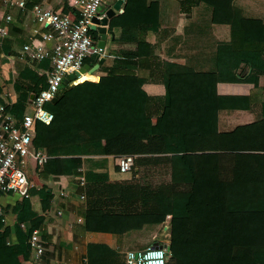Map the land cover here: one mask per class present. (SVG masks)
Instances as JSON below:
<instances>
[{"label":"trees","instance_id":"16d2710c","mask_svg":"<svg viewBox=\"0 0 264 264\" xmlns=\"http://www.w3.org/2000/svg\"><path fill=\"white\" fill-rule=\"evenodd\" d=\"M36 1L25 0L24 8L16 6L19 20L29 15ZM164 1L124 0L122 9L109 20L110 27L119 25L121 28L119 37L112 38L110 42L112 63L109 66L100 64L93 72L118 79H84L76 84L63 83L61 91L45 104V108L53 113V118L47 124L52 133L48 138L36 134L34 144L48 148L103 139L107 154L132 155L144 169L150 170L149 162L156 158L154 163L162 166L155 170L158 178L167 174L174 182H196V173L178 150V136L187 131H217L216 113H213V121L204 120L201 123V120V126L193 123L194 120H187L194 115L192 113L197 111L200 103L202 87L198 81L204 73L163 59L155 52V45L145 39L149 30L157 31L160 27ZM176 1L186 11L190 10L192 3L197 2ZM105 9L106 6L102 10ZM230 22L231 40L238 46L233 49L232 42L219 43L218 51L227 45L235 61L232 66L235 68L244 63L250 68L248 74L247 70L237 71V79H247L257 72L264 75V23L245 17L237 7L233 8ZM0 52L18 54L20 47L14 39L5 37L2 38ZM4 54L2 56L6 58ZM91 55L89 60H94L96 53ZM14 63L17 75L10 81L16 99L11 102V112L18 122L29 101L26 83L35 84L48 73L51 65L48 59L33 62L16 59ZM145 82L163 83L165 94L162 97L148 94L142 87ZM62 96L66 99L63 104ZM0 101L7 102L9 97L0 94ZM83 116L91 121L87 128L80 122ZM154 116H158L155 121L157 132L152 130ZM219 135L221 138V132ZM46 162L54 164V158L47 157ZM67 162L72 169L77 164L70 157L62 158L63 172L70 174ZM73 178L77 194L85 193L83 205L75 207L76 214L83 221L72 224L74 237L88 232L122 234L153 224L165 227L170 214L171 238L168 247L165 246L164 264H264V199H248L244 192L246 189L232 187L230 181L223 179L221 172L219 179L224 184L217 187L221 188V201L194 200L193 195L202 187H197V190L193 186L190 191L174 192L170 183L161 180L157 184H146L123 178L85 181L81 184L79 178ZM43 187L31 188V195L39 192L45 194ZM214 188L207 185L204 189L209 192ZM29 199L22 197L13 207L16 214L15 235L24 259L31 253L27 239L35 228L32 217L38 218L35 212H29ZM194 213L204 215L202 221L205 229L188 232L186 225L190 219H194ZM3 216L2 210L0 228L4 223ZM4 244L0 234V264L5 262L1 254ZM85 248L84 264H127L124 251L107 242L91 240L86 242ZM7 264L22 263L10 260Z\"/></svg>","mask_w":264,"mask_h":264},{"label":"crops","instance_id":"0c3cea01","mask_svg":"<svg viewBox=\"0 0 264 264\" xmlns=\"http://www.w3.org/2000/svg\"><path fill=\"white\" fill-rule=\"evenodd\" d=\"M37 1L53 7H58L61 3V0ZM115 1L106 0V9ZM123 3L124 0L116 13L122 9ZM163 5L160 27L157 31L149 30L145 39L155 45V52L163 59L183 64L195 72L204 73L198 81L199 86L202 87L200 103L197 105L196 114L192 113L194 115L190 117L193 119L187 120H194L193 123L201 126V120V123L204 120L213 121V113H216L217 131H187L178 136V150L184 154V159L197 175L196 182H182L183 191H190L193 186L202 187L199 188L200 192L193 195L194 200L221 201V188H217L224 184L219 179L221 172L223 179L230 181L232 187L238 189L244 187L248 199L249 197L264 199V75L257 72L247 79H237V71L247 70L248 74L250 68L244 63H240L239 68H234L233 53L231 54L227 45L220 47L218 51L219 43L232 42L233 49L238 46L231 40L230 21L233 8H239L245 17L264 23V0H197L191 4L189 11H186L176 0H165ZM17 11L16 6L7 8L0 5V24L3 23L6 13L12 15V27L6 37L14 39L21 49L23 43L29 39L33 22L31 11L27 17H22V20H19ZM108 27L113 31V38H118L121 32L120 26L108 25ZM111 39V33L107 32L105 48L102 51L104 60L101 63L107 66L111 65L113 60V56L109 54ZM157 43H160L159 46ZM2 54L4 53L0 52V94L14 101L16 93L10 79L17 75L15 60L8 61ZM95 62L96 57L94 60L88 58L86 61L89 65ZM93 72L82 71L74 78L69 75L64 83L76 84L84 79L92 81L118 79ZM43 76L37 81L40 85H44L45 75ZM37 82L26 83L29 97ZM142 87L153 96L162 97L166 92L165 85L161 82H145ZM62 101V104L66 101L63 96ZM157 118L158 116H154L152 119L154 132L158 131L155 126ZM80 122L86 128L91 124L87 116H83ZM51 133L52 130L47 124L42 122L35 124L34 136L38 134L48 138ZM33 145L44 150L48 157L54 158V164L45 162L39 171L40 174L37 175L31 172L34 161L30 158L28 161L30 176L34 177L40 186H44L42 190L45 191V194L41 192L32 194L29 199V212L38 215L37 219L34 218L35 216L32 217V221L35 222L34 229H37L41 235L52 238L53 243L46 246L40 258L29 253L24 259L19 240L15 235L16 214L13 211L14 205L22 197L14 193L0 194V205L5 216L0 228V234L5 242L1 251L4 264L10 260L21 261L22 264H84L85 245L91 240L107 242L122 251L142 248L155 242L166 244L168 247L172 228L170 214L165 227L161 224H153L122 234L88 232L74 237L72 224L83 221L82 217L76 214L75 207L83 205L85 199H81L80 194H77V185L73 176L81 177L84 181L114 180L130 176L119 171L117 165L119 154L105 152L103 139L53 145L48 148L38 146L34 142ZM63 157H70L71 161L77 164L72 169L70 163H66L67 169L71 171L70 174L63 172ZM207 185L214 186V190L207 192L204 189ZM172 186H175V183H172ZM62 189L65 194H61ZM174 190L180 191L177 188ZM199 214H195L194 219H190L188 223L191 232L205 229L202 221L204 215Z\"/></svg>","mask_w":264,"mask_h":264},{"label":"built area","instance_id":"2783aa9c","mask_svg":"<svg viewBox=\"0 0 264 264\" xmlns=\"http://www.w3.org/2000/svg\"><path fill=\"white\" fill-rule=\"evenodd\" d=\"M0 5L24 8L25 0H0ZM105 5L106 0H61L58 7L39 1L32 5L33 25L28 41L23 43L18 54L6 53L5 56L8 61L48 59L51 67L45 74L44 85L37 82V86L31 90L32 97H29L26 110L18 122L11 112L12 101H0V194L14 193L30 197L31 188L41 187L30 176L28 166L30 158L34 161L31 172L37 175L48 157L44 150L33 145L35 124H48L53 118V113L45 108V104L61 91L65 78L81 74L89 55L102 54L103 50L97 46V31L91 25L94 17L101 18L105 14L102 10ZM12 19L10 13L4 15L3 23L0 24V45L2 38L10 32ZM117 165L120 172L131 171L134 158L132 155H120ZM79 180L81 184L85 182L81 177ZM61 194H65L63 189ZM79 196L85 199L84 192ZM2 219L5 220L4 216ZM20 225L24 226L23 223ZM27 243L31 253L40 258L46 246L53 241L33 229ZM124 256L127 264H164L166 249L150 244L144 248L126 249Z\"/></svg>","mask_w":264,"mask_h":264},{"label":"water","instance_id":"95a60500","mask_svg":"<svg viewBox=\"0 0 264 264\" xmlns=\"http://www.w3.org/2000/svg\"><path fill=\"white\" fill-rule=\"evenodd\" d=\"M123 0H116L114 4L111 7H108L105 9V14L101 18L94 17L93 21L94 23L91 25V28L93 30L97 31L98 34V40H97V46L104 50L105 48V42L107 37V32L111 33V38H113V31L109 29V20L110 18L116 13L117 10L120 9V6L122 4ZM98 24V25H96ZM97 61L93 65H89L87 63L84 64L81 71L89 73L93 72L95 69L99 67V65L104 60V55H102L100 52L96 54ZM72 78L75 77V75H71ZM32 97V95H30ZM153 246H166V244H160L158 242H155L152 244Z\"/></svg>","mask_w":264,"mask_h":264},{"label":"rangeland","instance_id":"374dc122","mask_svg":"<svg viewBox=\"0 0 264 264\" xmlns=\"http://www.w3.org/2000/svg\"><path fill=\"white\" fill-rule=\"evenodd\" d=\"M89 57H92V55H89ZM154 160H156V158H152L150 160V162H149V167H150L149 169L150 170H148V168H146V167H145V169L142 168L138 164V162H136V160L134 158V165H133V168L131 169V171H126V172H123V173L129 174V176H130L129 178L134 180V182H136V183H144L145 182L147 184L149 182V183H152V184H157V183H159L161 181H165V182L170 183L169 185L171 186L172 191L176 192L174 190V188L175 189L177 188L178 190L180 189V191H183L184 187L182 186V182L181 181H179V182L171 181L170 176L167 175L166 173H165L166 175H161V176H159V178H158V176L155 175L156 174L155 170H159L162 166L158 165V163H154ZM117 164H118V162H117ZM115 180H117V179H115ZM172 183H175V186H172ZM186 230L188 232H190L189 225H186Z\"/></svg>","mask_w":264,"mask_h":264},{"label":"bare ground","instance_id":"6f19581e","mask_svg":"<svg viewBox=\"0 0 264 264\" xmlns=\"http://www.w3.org/2000/svg\"><path fill=\"white\" fill-rule=\"evenodd\" d=\"M82 77H83V75H82ZM82 80V79H81Z\"/></svg>","mask_w":264,"mask_h":264}]
</instances>
